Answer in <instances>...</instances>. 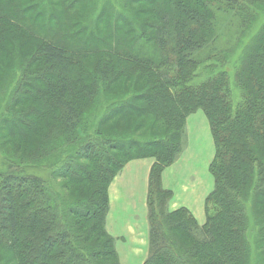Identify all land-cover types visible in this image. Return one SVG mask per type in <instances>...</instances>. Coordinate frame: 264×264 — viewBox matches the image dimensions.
Segmentation results:
<instances>
[{
	"label": "trees",
	"instance_id": "16d2710c",
	"mask_svg": "<svg viewBox=\"0 0 264 264\" xmlns=\"http://www.w3.org/2000/svg\"><path fill=\"white\" fill-rule=\"evenodd\" d=\"M217 10L245 37L196 82ZM198 109L216 145L203 225L162 184ZM142 157L145 264H264V0H0V264H120L109 187Z\"/></svg>",
	"mask_w": 264,
	"mask_h": 264
},
{
	"label": "crops",
	"instance_id": "0c3cea01",
	"mask_svg": "<svg viewBox=\"0 0 264 264\" xmlns=\"http://www.w3.org/2000/svg\"><path fill=\"white\" fill-rule=\"evenodd\" d=\"M187 131L189 147L164 170L162 183L173 192L169 209L186 207L202 225L207 220L206 198L214 186L210 165L216 152L211 124L202 109L187 117ZM154 162L153 157L129 160L109 187L110 208L106 228L115 238L121 264H144L148 256L147 199Z\"/></svg>",
	"mask_w": 264,
	"mask_h": 264
},
{
	"label": "rangeland",
	"instance_id": "374dc122",
	"mask_svg": "<svg viewBox=\"0 0 264 264\" xmlns=\"http://www.w3.org/2000/svg\"><path fill=\"white\" fill-rule=\"evenodd\" d=\"M23 3H26L28 2V0H21ZM40 21H42V19H40ZM262 21V20H261ZM215 23H216V34H217V38L215 39V43L212 44V45H209L199 51H197L194 56L198 59L201 60V65L199 66V70H198V74L195 78L194 81L196 82H200L202 81L203 79L206 78L207 76V72H208V68L207 66H217V65H220L222 63H224V52L228 49H231L233 48V46L236 44V41L239 37L243 38L245 36H242L241 33H242V23L239 19V17L237 16H234L233 13L229 12V11H226V10H217L216 11V18H215ZM256 29V27L254 28V30ZM6 41H3L2 42V45L5 44ZM35 43H36V40H33V41H30V42H27L23 48L21 49V52L26 55V54H29L31 53V51L35 48ZM12 48H9L8 47V50L9 52L7 53V55L9 56V58L7 59L8 63L10 64L12 61H13V56H12V51H11ZM242 50L239 49V45H238V50L236 53H240ZM210 57V58H208ZM223 57V61L220 62L219 59ZM210 60V61H209ZM209 61V62H208ZM224 68H226L231 74H232V71H233V66L230 64V63H225V65H223ZM104 109V107L102 108ZM199 110V109H198ZM197 110V111H198ZM204 111V110H203ZM196 112V111H195ZM194 113V112H193ZM202 113V112H201ZM190 115V114H189ZM188 115V116H189ZM133 118V117H132ZM128 120L126 119V122ZM126 122L123 121V119H121L119 121V123H121V126L118 125V127H124V125H126ZM132 123H136L135 122V119H130L129 120V124H130V127H132ZM127 126V125H126ZM109 129H112V124L111 126L109 127ZM186 132H187V137H185V141H184V148H183V151L181 153V155L178 157V159L182 156V154L187 150V148L189 147V143H190V140H189V133L187 131V120H186ZM143 132H140V133H136V134H142ZM137 139V138H136ZM215 142V141H214ZM214 146V145H213ZM216 147V145H215ZM129 149H130V146H129ZM128 149V150H129ZM213 151H214V147H213ZM127 152L126 149H123L122 151L120 152H117L116 154L114 153V155L117 157L116 159L120 160V159H124L126 158L124 155L125 153ZM135 152V151H134ZM133 153V151H132ZM136 154V153H135ZM134 155V153H133ZM215 155H216V152H215ZM215 158V156H214ZM177 159V160H178ZM1 160V159H0ZM176 160V161H177ZM214 160V159H213ZM175 161V162H176ZM174 162V163H175ZM213 162V161H212ZM172 165V164H171ZM125 166V165H124ZM207 166V165H206ZM164 172V171H163ZM212 174V173H211ZM163 175V173H162ZM213 176V174H212ZM214 178V176H213ZM149 179H150V176H149ZM163 184V183H162ZM214 185H215V180H214ZM164 187V186H163ZM165 188V187H164ZM167 189V188H165ZM214 189V186L212 188V191ZM211 191V192H212ZM210 192V193H211ZM209 193V194H210ZM208 197V196H207ZM194 216V215H193ZM195 217V216H194ZM197 220V219H196ZM201 225V224H200ZM203 225V224H202ZM108 231V230H107ZM149 232H150V225H149ZM109 233V232H108ZM112 236V235H111ZM115 239V238H114ZM149 253H150V235H149V250H148V256H149ZM119 256V255H118ZM148 256L146 258V260L148 259ZM145 260V262H146ZM120 261V259H119ZM144 262V264H145ZM121 264V262H120Z\"/></svg>",
	"mask_w": 264,
	"mask_h": 264
},
{
	"label": "bare ground",
	"instance_id": "6f19581e",
	"mask_svg": "<svg viewBox=\"0 0 264 264\" xmlns=\"http://www.w3.org/2000/svg\"><path fill=\"white\" fill-rule=\"evenodd\" d=\"M130 124H127V126H129ZM114 246H115V244H114ZM114 249H115V251L118 253V250H117V247L115 246L114 247Z\"/></svg>",
	"mask_w": 264,
	"mask_h": 264
}]
</instances>
